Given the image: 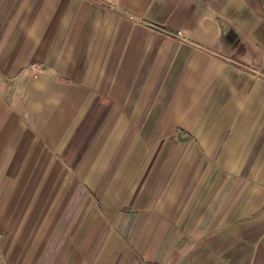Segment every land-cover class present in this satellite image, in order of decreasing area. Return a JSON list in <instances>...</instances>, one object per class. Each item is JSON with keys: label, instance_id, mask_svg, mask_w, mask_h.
Segmentation results:
<instances>
[{"label": "crops", "instance_id": "crops-1", "mask_svg": "<svg viewBox=\"0 0 264 264\" xmlns=\"http://www.w3.org/2000/svg\"><path fill=\"white\" fill-rule=\"evenodd\" d=\"M0 264H264V0H0Z\"/></svg>", "mask_w": 264, "mask_h": 264}]
</instances>
